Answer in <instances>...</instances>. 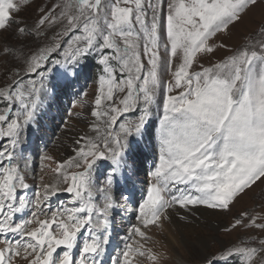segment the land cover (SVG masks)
<instances>
[{
  "label": "snow or ice",
  "instance_id": "1",
  "mask_svg": "<svg viewBox=\"0 0 264 264\" xmlns=\"http://www.w3.org/2000/svg\"><path fill=\"white\" fill-rule=\"evenodd\" d=\"M258 4H264V0H167L166 4L164 0H147V7L145 0H108L104 4L102 0H75V3L70 0L66 3L68 18L63 31L74 30L71 43L76 47L71 55L65 53V59H56L50 66L47 65L50 55L61 45L44 47L27 61L25 70L39 75L41 90L45 95H52L56 85L49 79V67L60 71L65 79H75L82 71L84 60L98 53L97 110L91 115L96 119L106 118L111 127L124 113L139 109V114L134 120L120 123L119 131L109 134L110 140L105 139L102 144L89 140L86 149H76L80 156L77 166L84 171L65 174L63 179L71 182L66 191L80 201L79 206L55 211L50 219H39L33 211L30 218L12 223L13 216L28 207L23 199L18 206L14 203L17 189H27L29 185L12 165L13 155L9 149L0 150V163L8 162L0 168V238L5 244L0 248V264H13L14 258L21 257L22 252L27 264H75L73 249L82 229L92 235L83 238L79 264H103L102 257L110 243L106 231L110 225L108 212L118 206L112 193L121 181H127L135 172L136 162L130 153L134 142L145 135L152 116L150 107L162 87L161 155L159 166L152 173L155 182L136 208L140 226L131 229L120 258H114L112 264H133V256L147 257L158 264L161 256L132 237L147 240L149 237L142 228L162 229L161 219H171L168 209L174 206L184 209L186 214H181L180 219L194 214L197 206L228 211L238 197L258 182L264 183V44L259 50H241L214 67L190 72L199 54L215 53L217 33L227 32L239 24ZM20 10L14 0H0V31L18 23L12 19L11 12ZM65 14L63 9L55 12L49 8L34 25L35 31L22 24L17 31L39 39V29L45 24L56 26ZM260 31L264 34V24ZM161 47L166 53L163 65ZM220 47L230 51L227 44ZM4 51L7 54L9 50ZM176 59L179 63L173 71L172 63ZM42 66L43 71H38ZM162 67L171 73L172 80H161ZM176 89L184 90L178 96L171 95ZM117 92L125 94L119 100L122 107L110 103L102 108L105 101L114 102ZM24 96V92H19L16 97L25 109L22 124L18 113L7 123L6 130L0 127V138H10L13 148L23 127L35 119L38 106L34 87L28 93L33 99L31 105L25 103ZM0 99L8 101L6 112H9L14 99L11 91H0ZM6 119V115H0V122ZM84 140L81 137L78 143ZM43 158L52 159L47 155ZM68 163L71 164V160ZM102 163H106L101 176L104 203L102 208H97L91 197L85 199L83 194L90 192L94 185L93 174ZM175 185H187L188 189H176V194L166 199L163 193L172 192ZM50 191L54 194L56 189ZM40 204L37 198L35 207L42 212ZM94 212L98 213L95 221ZM81 213L85 215H78ZM65 215L67 220L63 218ZM241 217L232 228L264 230V215L249 217L245 212ZM34 223L39 226L30 229L28 226ZM100 229L105 230V235L96 234ZM8 234L19 239L9 238ZM259 245L226 249L219 258H207L206 264H228L231 258H236L237 264H264V240H260ZM58 248H63L62 253L54 255Z\"/></svg>",
  "mask_w": 264,
  "mask_h": 264
},
{
  "label": "rangeland",
  "instance_id": "2",
  "mask_svg": "<svg viewBox=\"0 0 264 264\" xmlns=\"http://www.w3.org/2000/svg\"><path fill=\"white\" fill-rule=\"evenodd\" d=\"M14 2L21 8L19 12H11L12 19L18 23H13L6 30L0 31V91H11L14 99L9 112H6V108L9 106L8 101L0 99V115L7 117L5 121L0 122V127H4L6 130L7 123L15 118L18 113L20 114L19 122L22 124L25 109L19 99L16 98L17 93L24 92L25 103L31 105L33 99L28 96V93L32 92L34 87L35 96L38 97L36 101L38 106L35 119L23 127L19 141L14 148L10 143V138H0V150L6 147L9 149L13 155L12 165L17 168L29 185L27 189H17V201L14 203L18 206L19 200L23 199L28 207L13 216V224L30 218L33 211H36L39 219H50L51 214L55 211L79 206L80 201L66 191L71 182H66L63 179L65 174L71 175L84 171L83 167L77 166L80 163V156L76 149L78 147L86 149L89 140L101 144L105 139L110 140L109 134L118 132L120 123L129 119L134 120L139 114V109L124 113L118 117L117 124L111 127L106 123V118L96 119L91 115L92 111L97 110L95 98L98 95L97 77L100 74L98 53H93L87 57L81 65V67L87 65L93 60L95 69L93 70L92 66L88 67V74L81 71L78 78L75 79H65L60 71L49 67V79L56 85V88L52 95H45L41 90V77L28 73L25 70L26 63L38 50L42 51L44 47H51L55 43H59L61 48L50 55L47 65L50 66L52 61L56 59H65V53L71 55L72 50L76 47L75 44L71 43L74 39V30L63 31L68 18V9L65 5L70 0H14ZM71 2L75 3V0H71ZM107 2L108 0H102V4ZM164 3L166 4L167 0H164ZM57 5H61V8ZM145 6L147 7V0H145ZM49 8H53L55 12H60L63 9L66 14L56 26L45 24L43 28L39 29L41 32L39 39H34L31 35L17 31L20 24L30 31H35L34 25ZM148 19H151L150 9ZM262 24H264V4H258L243 17L239 24L231 27L227 32L217 33L214 37L215 53L199 54L190 72L194 73L202 71L203 68L214 67L233 53L241 50H259L264 44V34L260 31ZM45 32L47 33L46 36L44 35ZM76 34H82V32H76ZM163 43L164 38L161 40V44ZM222 44H227L230 51L221 48ZM4 50L9 51L6 54ZM104 51L111 55L108 50ZM160 56L163 65L166 58L163 47L160 48ZM178 63V59L173 61V71ZM43 67L38 71H43ZM18 71L19 75H16ZM116 75L119 80L121 78L119 70H117ZM160 78L165 82L173 79L171 73L163 67ZM183 90L176 89L171 95L178 96ZM123 95L125 94L115 93L114 102L105 101L102 108L107 107L110 103L122 107L119 100ZM163 96L164 89L162 87L155 102L150 107L152 116L143 139L137 140L133 144V151L130 155L136 162L135 172L127 181H121L119 188L112 193L114 198L117 196L115 200L118 202V206L109 210L108 216L111 225L109 229L115 233L117 238V259L120 258L122 249L128 242L131 229L141 224L136 208L139 203L146 199L150 186L155 182L152 173L159 166L161 155L159 125L162 119ZM81 137H84L85 141L78 143ZM65 151H68L71 156H65ZM45 155L52 157V159H44ZM69 160H71V164L68 163ZM7 163V161L0 163V168L6 166ZM105 168L106 163L99 165L98 170L93 174V187L90 192L83 194L85 199L90 196L91 202L96 204L97 208H102L104 203L105 189L102 186L101 176ZM54 176L55 178L58 176V178L53 181L52 185H49L50 178ZM52 186L56 189L54 194L50 191ZM46 188L49 191L46 192ZM179 188L188 189V186L175 185L172 192H166L163 195L166 199L170 198L171 195L176 194V189ZM122 194L125 198H122ZM37 198L41 201L40 209L42 212L35 207ZM245 212L248 213L249 217L264 215V183L258 182L251 190L238 197L228 211L197 206L193 209L194 214H187V219H180V215L186 214V211L174 206L167 211V215L171 219H161L162 229L157 226H150L148 229L142 228L149 239L141 241L138 236L132 237V239L144 243L146 249L150 248L154 253L159 254L161 259L158 264H206L207 258L213 256L219 258L226 249L260 246L259 241L264 240V230L244 226L231 227L237 218H242L241 214ZM78 215L83 216L85 214ZM97 215L98 213H93L94 221ZM63 218L67 220L66 215ZM245 222L247 223V221ZM38 226L34 223L28 227L33 229ZM226 228L229 230L226 231ZM96 234L101 235L100 230H97ZM90 235L92 234L84 229L78 234L77 246L73 249L75 264H79V257L82 255L80 249L83 238ZM8 236L12 239H19L18 236L12 234H8ZM171 241H175V246H172ZM3 247L5 244L0 238V248ZM133 247H136L135 243H133ZM62 251L63 248H58L54 255H58ZM22 257L23 252L21 257L14 258L13 264H27V261ZM114 258L113 256L112 259ZM132 259L133 264H153L147 257L133 256ZM228 264H237L236 258H231Z\"/></svg>",
  "mask_w": 264,
  "mask_h": 264
},
{
  "label": "bare ground",
  "instance_id": "3",
  "mask_svg": "<svg viewBox=\"0 0 264 264\" xmlns=\"http://www.w3.org/2000/svg\"><path fill=\"white\" fill-rule=\"evenodd\" d=\"M85 141V140H84ZM136 143V142H135ZM22 147V146H21ZM65 156H71L70 153L68 151H65ZM24 164V163H22ZM25 166V165H24ZM27 168V167H26ZM58 176L55 178L52 177L50 178L49 180V185H52L53 181L55 179H57ZM54 186V185H53ZM52 186V187H53ZM54 188V187H53ZM113 195V194H112ZM117 197V196H116ZM115 197V198H116ZM114 219V218H113ZM109 227H111V225H109ZM107 231V235L110 237V243L109 245L107 246L106 248V252L104 253L103 257H102V261H103V264H112V261H113V256L115 257V259H117V238L115 237V233L112 232L109 228L106 230ZM165 232V231H163ZM100 234L101 236L105 235V230L103 229H100ZM170 235V234H169ZM171 238H173L171 235H170ZM172 244V246H175V241H171L170 242Z\"/></svg>",
  "mask_w": 264,
  "mask_h": 264
},
{
  "label": "trees",
  "instance_id": "4",
  "mask_svg": "<svg viewBox=\"0 0 264 264\" xmlns=\"http://www.w3.org/2000/svg\"><path fill=\"white\" fill-rule=\"evenodd\" d=\"M93 67V70L95 69V64H94V61L92 60V61H90V63L89 64H87V65H83L81 68H82V71H85V72H87V74H88V67Z\"/></svg>",
  "mask_w": 264,
  "mask_h": 264
}]
</instances>
